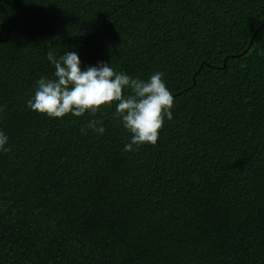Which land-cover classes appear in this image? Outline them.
Returning a JSON list of instances; mask_svg holds the SVG:
<instances>
[{
  "label": "trees",
  "instance_id": "1",
  "mask_svg": "<svg viewBox=\"0 0 264 264\" xmlns=\"http://www.w3.org/2000/svg\"><path fill=\"white\" fill-rule=\"evenodd\" d=\"M66 50L164 74L155 145L27 107ZM0 130V264H264V0H0Z\"/></svg>",
  "mask_w": 264,
  "mask_h": 264
},
{
  "label": "clouds",
  "instance_id": "2",
  "mask_svg": "<svg viewBox=\"0 0 264 264\" xmlns=\"http://www.w3.org/2000/svg\"><path fill=\"white\" fill-rule=\"evenodd\" d=\"M46 59L53 72L51 77L41 76L36 81L34 94L27 101L33 112L56 119L68 114L96 116L103 115L102 107L114 105L115 118L130 134L125 152H133L141 145H155L165 118H173V96L160 71L144 80L116 71L111 63L103 61L82 68L79 53L68 50L59 56L49 51ZM88 129L98 135L106 131L96 120H90L81 129L82 134ZM8 143L9 137L0 130V152L8 151Z\"/></svg>",
  "mask_w": 264,
  "mask_h": 264
}]
</instances>
